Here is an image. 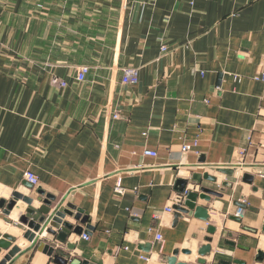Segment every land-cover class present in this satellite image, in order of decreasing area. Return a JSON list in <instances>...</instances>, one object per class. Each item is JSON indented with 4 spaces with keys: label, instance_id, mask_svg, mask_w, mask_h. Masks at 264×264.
<instances>
[{
    "label": "crops",
    "instance_id": "1",
    "mask_svg": "<svg viewBox=\"0 0 264 264\" xmlns=\"http://www.w3.org/2000/svg\"><path fill=\"white\" fill-rule=\"evenodd\" d=\"M126 68L135 86L122 84ZM262 71L264 0H0V187L35 210L40 189L83 211L88 241L62 227L39 240L68 264H167L174 251L197 264L208 239L205 264H264V84L252 80ZM203 174L216 183H192ZM179 180L220 194L196 203L208 222L165 212ZM28 208L0 212L19 231L0 235L21 239ZM7 264L53 263L33 248Z\"/></svg>",
    "mask_w": 264,
    "mask_h": 264
},
{
    "label": "water",
    "instance_id": "2",
    "mask_svg": "<svg viewBox=\"0 0 264 264\" xmlns=\"http://www.w3.org/2000/svg\"><path fill=\"white\" fill-rule=\"evenodd\" d=\"M217 171L226 176H232L233 174V170L230 168H222L218 169ZM251 179V177L245 176L243 181L247 182L251 181ZM201 180L206 181L210 184L216 183V180L208 176L207 174H203L202 176L193 175L191 178L192 183L196 185H200ZM188 184L189 182L186 180H179L176 182V189L179 195L184 194ZM25 186L28 190L32 189V186L29 184H25ZM200 189V194L188 192L185 196L182 207L174 206V223H176L181 215H187L190 211L193 212V217L195 219L201 222H208V210L206 208L196 206V203L198 200L209 203L211 197L219 198L220 194L211 189ZM35 193L37 202L41 204L37 210L31 208L33 207L34 199L24 197L17 192L5 190L0 187V212L3 216L8 217L10 213L16 208L18 202H23L29 207L26 210V215L20 216L19 218V223L23 226H26L27 228V231L22 235L20 240H14V238L8 234L0 235V254L4 251H8L7 256H5L0 264L9 263L12 260L16 259V257L21 253H24L27 250L29 251L33 248H37L39 252L46 253L48 257L52 258L53 264H68V259L64 254H62L61 252H55V250L53 249H49V247L46 246L45 243L39 241L41 235H43L44 231L46 230V233L52 236H56V231L59 230L60 227L68 231H72V233L76 236H81L82 234L87 235L88 217L84 215L82 210H79L72 205H66L63 209L62 206L64 204V200L57 201L53 196L45 194L40 189H37ZM36 214L39 215V218L33 219ZM67 217L72 218L75 222H78L79 227H73L71 224L63 222ZM47 226L49 227V229H47ZM81 227H84L85 230ZM262 232L264 233V223L262 226ZM208 233L210 235H213L215 233V229L213 227H209ZM66 238L67 235L64 232L59 233L57 236V240L61 243H64ZM207 242V245L201 247L197 251V255L199 256L197 264H205L204 258L211 252L210 245L212 240L208 239ZM26 243L27 247L23 248L22 246ZM68 249L72 250L73 246H69ZM179 254V251H174L172 253V256L166 261L167 264H184L178 262ZM181 254L184 256H190L191 252L185 250L182 251ZM263 259L264 253L258 252L256 260L262 262ZM235 264H244V262H235Z\"/></svg>",
    "mask_w": 264,
    "mask_h": 264
},
{
    "label": "built area",
    "instance_id": "3",
    "mask_svg": "<svg viewBox=\"0 0 264 264\" xmlns=\"http://www.w3.org/2000/svg\"><path fill=\"white\" fill-rule=\"evenodd\" d=\"M165 51H166V48L163 46L162 47V52H165ZM87 73H88V68L80 67V68H78L76 70L75 79L78 82H83L85 80V78H86ZM121 73H122L121 81H122L123 85L135 86L138 83V71L136 69L126 68V69H123L121 71ZM252 80L255 81V82H259V83L264 84V71L260 72L256 76H254L252 78ZM51 83H52V85L57 86L59 88H64L65 87V84L61 80L56 79V78H52ZM115 118H118V117L115 116ZM189 151H190V146L185 145V146L181 147V152L182 153H187ZM143 155L147 156V157H156V153L150 152V151H147V150L143 152ZM24 179L33 188H37L39 186L38 179L31 172H26L24 174ZM123 191L124 190L121 188L120 182L118 181L117 184H116V187H115V192L117 194H119V195H122ZM187 193L188 192L185 191L183 195L174 196L172 198V200H171V205L167 206V208L165 209V212L168 213V214H173L174 213V209H173L174 206L181 207V205L183 204L185 196L187 195ZM262 214L264 216V207H263V210H262ZM235 216H236V218H239V216H242L241 209L238 210V212L235 214ZM81 238L83 240H85V241L89 240L88 235H85V234H82ZM155 239H156L157 242H161L162 241V237L160 235H156ZM140 258L143 261H145V262H149V258H146V257H140Z\"/></svg>",
    "mask_w": 264,
    "mask_h": 264
},
{
    "label": "bare ground",
    "instance_id": "4",
    "mask_svg": "<svg viewBox=\"0 0 264 264\" xmlns=\"http://www.w3.org/2000/svg\"><path fill=\"white\" fill-rule=\"evenodd\" d=\"M0 231H2V232L9 231V232H11L14 235H19V231L17 229H15L12 226L6 225V224H4L2 222H0ZM11 236H13V235H11Z\"/></svg>",
    "mask_w": 264,
    "mask_h": 264
},
{
    "label": "rangeland",
    "instance_id": "5",
    "mask_svg": "<svg viewBox=\"0 0 264 264\" xmlns=\"http://www.w3.org/2000/svg\"><path fill=\"white\" fill-rule=\"evenodd\" d=\"M26 215V214H25ZM12 227H14V226H12ZM7 264V263H6Z\"/></svg>",
    "mask_w": 264,
    "mask_h": 264
}]
</instances>
